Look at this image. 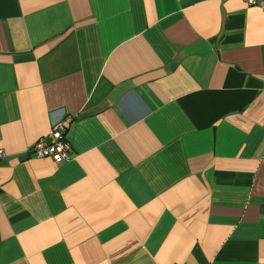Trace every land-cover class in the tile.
<instances>
[{"label":"crops","instance_id":"0c3cea01","mask_svg":"<svg viewBox=\"0 0 264 264\" xmlns=\"http://www.w3.org/2000/svg\"><path fill=\"white\" fill-rule=\"evenodd\" d=\"M0 149V264H264V11L0 0Z\"/></svg>","mask_w":264,"mask_h":264},{"label":"built area","instance_id":"2783aa9c","mask_svg":"<svg viewBox=\"0 0 264 264\" xmlns=\"http://www.w3.org/2000/svg\"><path fill=\"white\" fill-rule=\"evenodd\" d=\"M247 6H255L264 11V0H242ZM69 116L50 124L48 133L32 143L28 149L34 158H49L54 162L66 160L69 157V145L65 139V132L71 123ZM5 153L0 149V161Z\"/></svg>","mask_w":264,"mask_h":264}]
</instances>
